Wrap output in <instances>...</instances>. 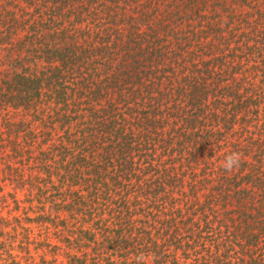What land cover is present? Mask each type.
Returning a JSON list of instances; mask_svg holds the SVG:
<instances>
[{"label": "trees", "instance_id": "trees-1", "mask_svg": "<svg viewBox=\"0 0 264 264\" xmlns=\"http://www.w3.org/2000/svg\"><path fill=\"white\" fill-rule=\"evenodd\" d=\"M141 253L264 264V0H0V264Z\"/></svg>", "mask_w": 264, "mask_h": 264}, {"label": "clouds", "instance_id": "clouds-1", "mask_svg": "<svg viewBox=\"0 0 264 264\" xmlns=\"http://www.w3.org/2000/svg\"><path fill=\"white\" fill-rule=\"evenodd\" d=\"M241 163V154L239 152L233 151L227 154L221 161V167L226 172H232L239 167ZM136 264H154V258L150 255H145L141 253L136 257Z\"/></svg>", "mask_w": 264, "mask_h": 264}, {"label": "rangeland", "instance_id": "rangeland-1", "mask_svg": "<svg viewBox=\"0 0 264 264\" xmlns=\"http://www.w3.org/2000/svg\"><path fill=\"white\" fill-rule=\"evenodd\" d=\"M5 230H8V228H5ZM14 244V243H13ZM10 255L11 257H4L6 259H12V257H14V259H22L25 254H23L22 252H18V254L16 253V250H10ZM4 255V254H3ZM7 261V260H6ZM10 261V260H9Z\"/></svg>", "mask_w": 264, "mask_h": 264}]
</instances>
